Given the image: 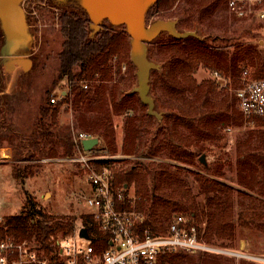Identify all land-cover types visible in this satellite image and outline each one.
I'll return each instance as SVG.
<instances>
[{"label": "trees", "instance_id": "trees-1", "mask_svg": "<svg viewBox=\"0 0 264 264\" xmlns=\"http://www.w3.org/2000/svg\"><path fill=\"white\" fill-rule=\"evenodd\" d=\"M183 2L178 13L185 18L181 21L184 27L192 29L193 24H202L208 20L210 11L220 2L227 0H157L147 13V19L154 13L172 9ZM59 32L63 38V48L58 54V80L66 82L67 91L63 99L52 104L46 98V105L39 108V121L34 133L46 146L62 147L65 156L75 152L69 127L57 123L59 105L71 96L73 121L76 126L93 137L104 140L108 148L115 152L116 125L113 115L126 113L123 121V138L120 153L124 156H147L146 162H131L127 159L103 161L114 175L116 186L134 185V196L137 198L135 209L143 219L138 224L140 231H147L152 236L168 234L169 223L175 213L190 219L196 234L206 244L221 242V247L232 246L235 239L233 211L236 203L238 221L248 231L264 234V159L259 151L243 153L237 159L239 190L227 186L217 179L187 170L179 164L195 166L193 154L181 147L179 143L169 140L177 126L185 127L193 143L199 140L214 139L217 136V125L230 122L227 116L215 114V102L226 107L225 94L216 93L217 83L206 81L197 84L194 74L203 66L220 73L230 75L233 87L240 85L239 62H247L254 68V74L264 76V57L252 45L247 48L237 47V51L228 54L210 49L195 37L182 39L170 37L160 39L148 45V58L154 60L159 54L166 60L162 73L152 70L150 86L154 92L162 89L165 110H170L164 118L165 125L157 127L155 132L140 131L136 121L140 117L132 116L136 105L128 98L118 99V75L120 63L128 59L127 37L124 29L121 33L110 25L91 35L87 14L75 4H70L58 15ZM124 28V27H123ZM152 47V48H151ZM130 66V62L127 63ZM243 69V68H241ZM242 71V70H241ZM254 76V77H256ZM256 77V78H257ZM86 84V88H84ZM236 100V99H235ZM226 110V109H225ZM148 129L152 128L150 116H144ZM151 130V129H150ZM35 138V142H39ZM156 141L158 143H156ZM192 150L191 148H188ZM200 152L201 149H194ZM162 156L175 164L152 163V157ZM115 162L120 165L112 167ZM127 164V165H126ZM262 168V177L255 181L254 188L245 172L254 173L256 166ZM243 173V174H242ZM245 173V174H244ZM188 174L193 176L198 193L187 181ZM202 201H196V196ZM130 207V204H127ZM84 224L90 220L83 216ZM7 233L20 240H32L38 251L43 252L49 264H63L58 261L57 235L67 234L74 230L72 217H58L47 212L34 199L25 193V200L19 211L4 217ZM85 226V225H84ZM97 231V230H96ZM101 235V232H98ZM225 241L228 243L225 245ZM264 250V245H263ZM186 253V254H184ZM189 254H199V259L208 264H221L223 261L236 260L234 257L210 252H165L157 256L155 264H191ZM206 257H212L211 260ZM205 259V260H204ZM241 260V259H240ZM246 261V260H244ZM239 261L240 264H258L252 261ZM261 264V263H260Z\"/></svg>", "mask_w": 264, "mask_h": 264}, {"label": "rangeland", "instance_id": "rangeland-1", "mask_svg": "<svg viewBox=\"0 0 264 264\" xmlns=\"http://www.w3.org/2000/svg\"><path fill=\"white\" fill-rule=\"evenodd\" d=\"M70 4L74 3L67 2L65 4V2L58 0H24L22 9L25 13L30 40L26 44L27 48L21 50L13 58L11 56L3 57L1 47L4 41L0 32V92L5 90V83L2 82L4 78L5 80L14 79L12 82L13 89L6 93L7 96L5 95V97L0 99V125H2L0 127V143L11 148L9 161L0 162V215L5 217L16 214L23 205L25 193H27L47 212L58 217H72L74 227L79 228L83 224V216H86L88 211L85 196L89 192V186L82 168L78 164L66 160L74 156L75 152L65 156L62 147L57 145L46 146L44 141L40 142V138H36V135L33 134L40 118L39 108L46 105V98L56 95L62 90L67 91L66 82L58 80V54L63 48V38L59 32L58 15L61 10H65V7ZM184 5L185 3L181 2L177 8L174 6L165 13H154L147 19V13L153 7L152 5L146 13L145 22L150 24L157 19L175 21L178 31H193L196 34L195 38L210 49L223 51L230 55L237 51L236 46L247 48L252 45L264 57L263 22L253 19H239L228 11L225 2H220L210 11L208 20H203L202 24H193L191 29L181 25L185 15L182 12L178 13V11L181 6L184 8L188 7ZM104 25L110 24L107 21H103L102 27ZM114 29L116 32L121 33L124 28L123 26H117ZM126 35L128 59L120 63L118 75L115 77V81H118L116 94L118 99L131 96L130 100H133V104L136 105V112L132 111L130 113L134 117H140L136 121L140 131L149 130L152 133L157 130V127L163 128L167 126L164 118L171 111L164 108L163 101L166 98L162 96V89L160 90L158 87L154 92L151 90L149 78L148 94L153 99V109L161 117L156 119L154 116L147 114V105L140 101L138 93L135 91L137 87L136 67L130 60V38L127 33ZM170 37L168 33H161L152 41L154 43H151L153 45L160 39H168ZM154 58L151 61L158 64L156 72L160 74L165 69L166 60L161 54L158 57L154 56ZM11 59L22 60L19 63H23L16 68L15 72L4 68V65ZM128 62H130V66H127ZM238 67L240 68L239 76H241V68L244 67L250 71L252 77L256 76L254 68L249 63L239 62ZM215 71L220 73L218 70L199 66L194 74V79L197 84L213 80L217 83L216 93L225 94V104L227 106L224 107L215 102V106L212 109H214L215 114L227 116L231 119L230 122L217 125V136L212 140H199L197 143H193L186 128L181 126L173 129L171 137L166 136L164 141L169 138L171 142L179 143L181 147L191 151L195 166L172 162L161 155L152 157L149 162L155 164L159 162L163 164L176 163L177 166L180 165L187 170L217 179L236 191L241 188L236 163L242 152L247 154L259 151L264 159V117L243 116L234 97V89L238 86L233 87V79L230 75H225L223 72L220 73L221 78L216 79L214 76ZM70 100L71 96H68L59 105V113L56 120L59 126L69 127L71 138H73L76 132L84 131L76 126L73 121V110ZM128 114L113 115V122L116 125L115 140L117 149L115 152L108 148L102 138H98L107 147L108 155L114 156L116 162L121 159H127L131 162H146L145 158L147 156H144V154L141 156H124L120 153V145L123 138V121ZM146 115L150 116L153 121L151 130L148 129V123L144 118ZM35 138L39 142H35ZM156 143L158 142L156 141ZM196 148L201 149V151H193ZM201 157H203L205 164L200 161ZM116 162L114 165L112 164V167L116 168L120 165V163L117 164ZM256 168L257 170L254 173L245 172L247 178L251 181L249 182L251 186H254L255 181H259L262 177V168L259 165ZM193 179V176L188 174L187 181L195 189L193 194L196 195L198 190L195 188L196 184H194ZM257 187L254 186V188ZM129 188L131 192L134 191L133 184H130ZM195 200L202 201V196L197 195ZM234 204L232 222L234 224L235 239L232 241V246L224 247L243 251L253 256L264 257V234L248 231L241 226L237 215L240 207L236 203ZM175 215L181 214L175 213L172 217ZM184 215L187 216L186 214ZM72 231L68 233L70 234ZM57 236L60 238L64 236V233L60 232ZM227 243L225 241V245ZM209 245L221 247V242L218 241ZM189 255H191L189 256L191 264L210 263L205 259V261L199 259V254ZM206 258L211 260L212 257ZM241 260L244 261V259ZM241 260L237 258L236 260L223 261L221 264H240L239 261Z\"/></svg>", "mask_w": 264, "mask_h": 264}, {"label": "built area", "instance_id": "built-area-1", "mask_svg": "<svg viewBox=\"0 0 264 264\" xmlns=\"http://www.w3.org/2000/svg\"><path fill=\"white\" fill-rule=\"evenodd\" d=\"M226 6L239 19L264 23V0H227ZM214 76L221 78L216 71ZM65 93L62 90L51 95L49 102L59 103ZM234 97L243 116L264 117V76L254 78L244 67ZM91 137L89 133L76 132L72 138L74 156L66 159L78 164L85 173L89 186L85 202L90 220L84 224L82 218L79 228L60 238L57 236L58 261L63 264H155L160 253L182 251L210 252L264 264V257L205 244L190 219L183 215L172 217L166 235L152 236L140 231L138 224L143 216L135 209L137 198L126 185L116 186L111 169L102 163L115 157L108 155L107 147L100 140L91 150L82 148V140ZM81 227L87 229L88 239L79 237ZM6 231L4 217L0 215V264H49L32 240H20Z\"/></svg>", "mask_w": 264, "mask_h": 264}, {"label": "water", "instance_id": "water-1", "mask_svg": "<svg viewBox=\"0 0 264 264\" xmlns=\"http://www.w3.org/2000/svg\"><path fill=\"white\" fill-rule=\"evenodd\" d=\"M24 0H0V32L3 37L1 53L3 57L17 56L21 50H25L30 40L27 29L25 13L22 9ZM73 2L83 10L89 19L91 35L102 29V22L107 21L110 26H123L130 38V60L136 67L138 93L142 103L147 105V114L159 119L161 115L153 107L154 102L149 92V78L152 70L158 69V64L148 58L147 46L161 33H168L176 39L195 37L193 31L180 32L176 28L175 21L157 19L146 24V13L157 0H58ZM22 61V60H21ZM18 59H11L4 68L14 70L23 63ZM99 142L98 137L82 140V148L91 150ZM203 161V157L200 158ZM79 237L88 239L87 229H79Z\"/></svg>", "mask_w": 264, "mask_h": 264}, {"label": "crops", "instance_id": "crops-1", "mask_svg": "<svg viewBox=\"0 0 264 264\" xmlns=\"http://www.w3.org/2000/svg\"><path fill=\"white\" fill-rule=\"evenodd\" d=\"M16 70L17 69L15 68L12 72H15ZM13 80L14 79H12V78H9L8 80H5V78H4V81H2V82L5 83V90H3V91L0 92V99L3 98V97H5L6 93L13 89L12 88L13 87L12 86L13 85L12 84ZM0 127H2V125H0ZM0 130H1V128H0ZM10 156H11V148L9 146H7V145H4V144H1L0 143V162H7V161H9V159L11 158Z\"/></svg>", "mask_w": 264, "mask_h": 264}]
</instances>
